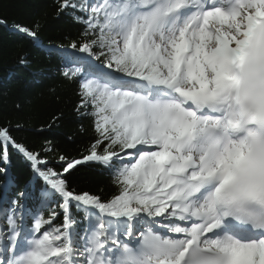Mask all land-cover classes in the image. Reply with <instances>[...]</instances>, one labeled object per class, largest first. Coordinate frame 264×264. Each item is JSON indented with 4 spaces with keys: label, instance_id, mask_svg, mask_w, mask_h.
<instances>
[{
    "label": "snow or ice",
    "instance_id": "snow-or-ice-1",
    "mask_svg": "<svg viewBox=\"0 0 264 264\" xmlns=\"http://www.w3.org/2000/svg\"><path fill=\"white\" fill-rule=\"evenodd\" d=\"M56 10L79 29L69 47L85 55L62 75L93 137L49 167L13 135L22 126L0 123V163L15 151L44 182L37 206L27 191L5 205L0 264H264V0ZM12 27L34 39L38 25ZM91 166L117 189L109 199L70 184Z\"/></svg>",
    "mask_w": 264,
    "mask_h": 264
},
{
    "label": "trees",
    "instance_id": "trees-1",
    "mask_svg": "<svg viewBox=\"0 0 264 264\" xmlns=\"http://www.w3.org/2000/svg\"><path fill=\"white\" fill-rule=\"evenodd\" d=\"M0 18L8 23L0 25V123L22 126L25 130L13 135L49 160V167L57 165L61 154L79 158L92 141V121L74 113L77 84L62 75L69 67L66 58L85 55L69 47L79 29L68 17L57 15L56 0H0ZM13 22L30 28L38 25L36 37L15 31ZM60 114L63 118L56 120ZM51 144L56 151L44 156ZM68 180L77 190L98 193L105 200L117 192L109 177L94 166L81 167ZM43 186L29 162L13 151L8 165L0 163V217L21 192L29 193L30 207L37 206Z\"/></svg>",
    "mask_w": 264,
    "mask_h": 264
}]
</instances>
